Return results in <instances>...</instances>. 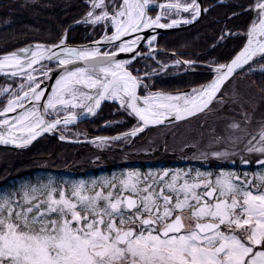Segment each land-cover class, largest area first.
I'll return each mask as SVG.
<instances>
[{
  "label": "snow or ice",
  "instance_id": "6c2138e0",
  "mask_svg": "<svg viewBox=\"0 0 264 264\" xmlns=\"http://www.w3.org/2000/svg\"><path fill=\"white\" fill-rule=\"evenodd\" d=\"M85 3L76 23L100 29L98 40L69 46L65 30L54 43L0 53V74L12 81L0 85V97H6L0 100V144L27 147L112 101L135 123L125 132L95 136L91 143L101 150L121 142L131 146L149 126L195 118L213 111V104L223 107L226 83L264 60V0H251L240 6L250 14L244 29L221 32L218 42L238 36L242 44L225 62H208L211 79L188 91L154 90L156 69H133L138 57L156 60V35L145 41L141 33L191 24L208 9L198 0ZM142 41L146 53L137 47ZM156 63L160 72L169 67ZM259 68L264 71V64ZM227 129L194 158L220 161L239 155L240 163L249 165L254 157L258 169L241 174L225 168H125L111 176L49 179L0 194V264H264V117L253 124V113L245 110ZM59 138L68 139L63 133Z\"/></svg>",
  "mask_w": 264,
  "mask_h": 264
},
{
  "label": "trees",
  "instance_id": "16d2710c",
  "mask_svg": "<svg viewBox=\"0 0 264 264\" xmlns=\"http://www.w3.org/2000/svg\"><path fill=\"white\" fill-rule=\"evenodd\" d=\"M215 0H203L210 7ZM249 0H231L227 5H213L198 24L179 32L167 33L158 38V45L167 51H175L183 58L223 63L235 54L242 44L238 36L228 37L217 43L224 27L233 32L242 31L250 14L232 17L241 11L240 6ZM86 6L77 0H0V53L31 41L53 43L62 31L81 16ZM98 31L89 33L83 27H75L67 34L68 42L81 43L92 39ZM167 58V55H160ZM208 77L185 74L153 81V88L176 90L203 82ZM257 90L264 92V73L251 75ZM105 109L101 120L105 118ZM113 132V131H111ZM75 147L57 145L53 138L44 137L29 150L16 152L0 148V192L19 180L31 177L40 170H60L74 160Z\"/></svg>",
  "mask_w": 264,
  "mask_h": 264
},
{
  "label": "rangeland",
  "instance_id": "374dc122",
  "mask_svg": "<svg viewBox=\"0 0 264 264\" xmlns=\"http://www.w3.org/2000/svg\"><path fill=\"white\" fill-rule=\"evenodd\" d=\"M224 92L227 93V95L224 97L225 104L223 107H220L219 105L213 104L212 108L213 111L220 110L218 114H206L201 119L205 122L201 124H193L196 121L193 122H184L177 125H174L173 127H176L172 130V132H169L168 138L169 140L164 142L161 140H154L150 139L145 144V146L142 147V150L149 149V148H157L159 146H167L172 148H180L182 145H180L181 141H184V145H189L192 149V153H199L200 151H207L209 149V142L214 139L216 135L225 136L227 135V132L230 131V129H227V125L232 120H240L241 119V113L245 110L250 111L253 113V124H255V121L260 119L261 117H264V93L259 92L256 90L254 84L250 79L236 75L231 79L230 83H226L224 87ZM233 93H235V102L233 103ZM219 108V109H218ZM199 119V120H201ZM162 127H158L157 129H161ZM172 128V127H170ZM154 130V129H153ZM162 133L167 132V130H159ZM150 132V129L147 131ZM149 133H147L148 136ZM144 144V143H143ZM195 145V147L193 146ZM212 149L223 147V144L221 145H212ZM138 152L139 150H135ZM111 154H107V157ZM91 163H94L96 160H100L98 155H94L88 158ZM82 160V159H80ZM79 162L76 160L74 164H81V161ZM134 159H132L133 161ZM138 162V161H136ZM146 160L141 159L140 166L142 168L138 167H132V169H139L142 172H147L150 170V167L146 166ZM143 167H145L143 169ZM220 168V167H218ZM258 169V167H256ZM254 169V170H256ZM249 171L248 168L242 169V174L244 171ZM121 170L116 169L115 171H112L109 174L103 175L101 177L105 176H111L114 172L119 173ZM52 179L55 181H65V180H78L82 178H75L71 179L69 177L63 176L59 173L54 172H37L33 176L19 180L12 187H10L9 190H14L18 186L25 185V184H39L41 182H46L47 180ZM89 180V179H87ZM91 180V178H90ZM3 194V193H2Z\"/></svg>",
  "mask_w": 264,
  "mask_h": 264
},
{
  "label": "water",
  "instance_id": "95a60500",
  "mask_svg": "<svg viewBox=\"0 0 264 264\" xmlns=\"http://www.w3.org/2000/svg\"><path fill=\"white\" fill-rule=\"evenodd\" d=\"M198 2L201 4V0H198ZM200 18V17H199ZM198 18V19H199ZM80 20V19H79ZM193 23H195V22H193ZM75 24V23H74ZM73 24V25H74ZM77 24V23H76ZM181 27H184V26H179V27H173V28H169V29H155V30H152V29H148V30H144L142 33H141V35L144 37V40H146V37L148 36V35H158V34H160V33H162V32H166V31H171V30H175V29H178V28H181ZM128 38H130V37H125V39H128ZM143 42V41H142ZM90 43H88V44H85V45H89ZM34 45V44H33ZM138 48L140 47V45H138L137 46ZM119 58H121V59H127V58H129V56H128V54H119ZM239 72H237V74H238ZM58 74V73H57ZM210 74H211V72H210ZM0 77H5L3 74H0ZM54 81H55V75H53L52 76V78H51V80L50 81H47V83L49 84V87L46 89V91H50V84L51 83H54ZM193 88V87H192ZM191 89V88H190ZM189 89V90H190ZM103 102H105V101H103ZM102 102V103H103ZM102 105V104H101ZM98 111V110H97ZM89 117H91V116H89V115H87V114H85L84 116H82V117H79L78 119H77V121H80V120H82V119H86V118H89ZM76 121V122H77ZM172 123H175V121H173ZM166 124H171V123H168L167 121L165 122V124H163V125H166ZM150 127V126H149ZM145 131V130H144ZM43 135H57L58 136V138L60 137V133L59 132H57L56 130H54V131H52V132H49V133H44V134H42L41 136H43ZM39 138V137H38ZM37 138V139H38ZM93 138V137H92ZM92 138H90L89 140H86V141H84L85 143H90L91 142V140H92ZM36 139V140H37ZM59 140H61L60 138H59ZM63 141H65V142H69V140H63ZM30 146V145H29ZM29 146H27V147H23V148H17V147H15L14 145H2V144H0V147H4V148H10V149H14V150H23V149H26V148H28Z\"/></svg>",
  "mask_w": 264,
  "mask_h": 264
},
{
  "label": "flooded vegetation",
  "instance_id": "af4514ba",
  "mask_svg": "<svg viewBox=\"0 0 264 264\" xmlns=\"http://www.w3.org/2000/svg\"><path fill=\"white\" fill-rule=\"evenodd\" d=\"M77 130H80V128H78ZM79 133L78 132H73V135L74 136H76V135H78ZM139 143V140H136L133 144H134V146H136L137 144ZM125 154H123V157H125L124 156ZM184 156H187V155H184ZM236 158H237V156H236ZM254 158V157H253ZM252 158V159H253ZM203 162V161H202ZM204 163V162H203ZM253 166H254V161H253V164H252ZM237 166H239V167H243V166H246V165H242L241 163H240V161H239V164L237 165ZM156 168H163L162 166H155Z\"/></svg>",
  "mask_w": 264,
  "mask_h": 264
}]
</instances>
